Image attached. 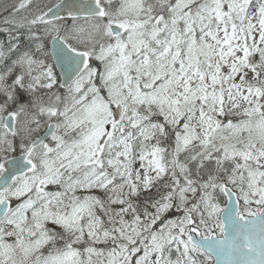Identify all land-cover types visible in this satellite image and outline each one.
<instances>
[{"label": "snow or ice", "instance_id": "6c2138e0", "mask_svg": "<svg viewBox=\"0 0 264 264\" xmlns=\"http://www.w3.org/2000/svg\"><path fill=\"white\" fill-rule=\"evenodd\" d=\"M0 264H264V0H0Z\"/></svg>", "mask_w": 264, "mask_h": 264}]
</instances>
